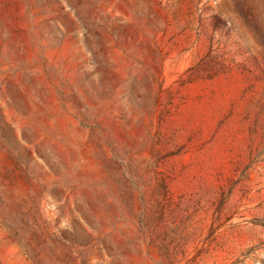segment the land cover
Segmentation results:
<instances>
[{
	"label": "rangeland",
	"instance_id": "1",
	"mask_svg": "<svg viewBox=\"0 0 264 264\" xmlns=\"http://www.w3.org/2000/svg\"><path fill=\"white\" fill-rule=\"evenodd\" d=\"M0 264H264V0H0Z\"/></svg>",
	"mask_w": 264,
	"mask_h": 264
}]
</instances>
